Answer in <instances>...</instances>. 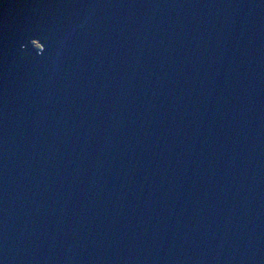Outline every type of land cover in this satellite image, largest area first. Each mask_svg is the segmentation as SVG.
Masks as SVG:
<instances>
[{
	"label": "water",
	"instance_id": "obj_1",
	"mask_svg": "<svg viewBox=\"0 0 264 264\" xmlns=\"http://www.w3.org/2000/svg\"><path fill=\"white\" fill-rule=\"evenodd\" d=\"M0 264H264V0H0Z\"/></svg>",
	"mask_w": 264,
	"mask_h": 264
},
{
	"label": "trees",
	"instance_id": "obj_2",
	"mask_svg": "<svg viewBox=\"0 0 264 264\" xmlns=\"http://www.w3.org/2000/svg\"><path fill=\"white\" fill-rule=\"evenodd\" d=\"M33 43H34L36 46H39V45H38V44H39L38 42H33Z\"/></svg>",
	"mask_w": 264,
	"mask_h": 264
},
{
	"label": "rangeland",
	"instance_id": "obj_3",
	"mask_svg": "<svg viewBox=\"0 0 264 264\" xmlns=\"http://www.w3.org/2000/svg\"><path fill=\"white\" fill-rule=\"evenodd\" d=\"M34 42H36V41L34 40Z\"/></svg>",
	"mask_w": 264,
	"mask_h": 264
}]
</instances>
